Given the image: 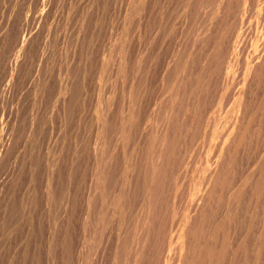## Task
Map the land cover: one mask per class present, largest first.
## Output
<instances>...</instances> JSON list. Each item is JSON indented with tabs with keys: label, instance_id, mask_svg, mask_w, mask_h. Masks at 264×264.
<instances>
[{
	"label": "rangeland",
	"instance_id": "1",
	"mask_svg": "<svg viewBox=\"0 0 264 264\" xmlns=\"http://www.w3.org/2000/svg\"><path fill=\"white\" fill-rule=\"evenodd\" d=\"M263 108L264 0H0V264H264Z\"/></svg>",
	"mask_w": 264,
	"mask_h": 264
},
{
	"label": "bare ground",
	"instance_id": "2",
	"mask_svg": "<svg viewBox=\"0 0 264 264\" xmlns=\"http://www.w3.org/2000/svg\"><path fill=\"white\" fill-rule=\"evenodd\" d=\"M142 3V2H141ZM139 6V5H138ZM181 7V6H180ZM137 13V12H136ZM175 16V15H174ZM211 17V16H210ZM140 21V20H139ZM167 25V24H166ZM150 26V25H149ZM207 31V30H206ZM199 39V38H198ZM80 41V40H79ZM74 42V41H73ZM148 47V46H147ZM191 49V48H190ZM234 51V50H233ZM258 56V55H257ZM109 74V73H108ZM107 77V76H106ZM254 77V76H253ZM224 81V80H223ZM224 85V84H223ZM182 87V86H181ZM133 91V90H132ZM145 92V91H144ZM177 94V93H176ZM219 94V93H218ZM5 95V94H4ZM245 97V96H244ZM191 98V97H190ZM232 101V100H231ZM242 105V104H241ZM133 108V107H132ZM264 109V108H263ZM137 110V109H136ZM118 111V110H117ZM254 111V110H253ZM257 111V110H256ZM117 113V112H116ZM104 115V114H103ZM229 115V114H228ZM111 117V116H110ZM227 117V116H226ZM194 118V117H193ZM248 120V119H247ZM3 125V124H2ZM147 125V124H146ZM215 126V125H214ZM126 128V127H125ZM132 128V127H131ZM243 131V130H242ZM112 132V131H111ZM183 132V131H182ZM209 134V133H208ZM205 135V134H204ZM219 135V134H218ZM108 136V135H107ZM142 136V135H141ZM235 136V135H234ZM248 136V135H247ZM127 139V138H126ZM170 139V138H169ZM37 145V144H36ZM223 145V144H222ZM218 148V147H217ZM129 149V148H128ZM151 157V156H150ZM131 161V160H130ZM135 161V160H134ZM134 163V162H133ZM239 163V162H238ZM139 164V163H138ZM200 164V163H199ZM243 165V164H242ZM16 168V167H15ZM208 168V167H207ZM219 168V167H218ZM218 171V170H217ZM263 171V170H262ZM129 172V171H128ZM239 172V171H238ZM251 172V171H250ZM126 173V172H125ZM54 174V173H53ZM244 176V175H243ZM36 178V177H35ZM203 178V177H202ZM94 179V178H93ZM131 180V179H130ZM134 180V179H133ZM118 181V180H117ZM101 182V181H100ZM198 185V184H197ZM236 185V184H235ZM97 186V185H96ZM224 187V186H223ZM127 189V188H126ZM129 190V189H128ZM175 191V190H174ZM118 192V191H117ZM212 192V191H211ZM129 193V192H128ZM174 193V192H173ZM132 195V194H131ZM200 195V193H199ZM3 196V195H2ZM189 196V195H188ZM89 197V196H88ZM122 198V197H121ZM194 199V198H193ZM1 200V199H0ZM197 200V199H196ZM214 200V199H213ZM39 201V200H38ZM137 201V200H136ZM234 201V200H233ZM191 202V201H190ZM204 203V202H203ZM208 204V202H207ZM164 205V204H163ZM214 206V205H213ZM5 207V206H4ZM217 207V206H216ZM232 210V209H231ZM106 211V210H105ZM252 212V211H251ZM259 212V211H258ZM178 213V212H177ZM126 214V213H125ZM104 215V214H103ZM173 215V214H172ZM176 215V214H175ZM104 217V216H103ZM187 217V216H186ZM190 217V216H189ZM153 219V218H152ZM32 220V219H31ZM117 220V219H116ZM193 220V219H192ZM89 221V220H88ZM251 221V220H250ZM220 225V224H219ZM238 225V224H237ZM85 226V225H84ZM183 227V225H182ZM115 228V227H114ZM170 228V227H169ZM206 228V227H205ZM177 229V228H176ZM195 230V229H194ZM90 231V230H89ZM118 231V230H117ZM170 231V230H169ZM235 234V233H234ZM35 235V234H34ZM210 235V234H209ZM30 236V235H28ZM192 237V236H191ZM47 240V239H46ZM135 240V239H134ZM180 240V239H179ZM202 240V239H200ZM68 241V240H67ZM121 241V240H120ZM216 241V240H215ZM256 241V240H255ZM37 242V241H36ZM151 243V242H150ZM19 245V244H18ZM29 245V244H28ZM48 245V244H47ZM108 245V244H107ZM177 246V245H176ZM182 246V244H181ZM206 246V245H205ZM213 246V245H212ZM258 246V245H257ZM26 247V246H25ZM238 247V246H237ZM259 248V247H258ZM253 249V248H252ZM233 250V249H232ZM162 251V250H161ZM27 252V251H26ZM90 252V251H89ZM171 252V251H170ZM211 253V252H210ZM132 254V253H131ZM84 255V254H83ZM71 256V255H70ZM26 258V257H25ZM244 258V257H243ZM255 259V258H254ZM93 260V259H92ZM227 260V259H226ZM258 260V259H257ZM78 261V260H77ZM189 261V260H188ZM259 261V260H258ZM165 262V261H164ZM228 262V261H227Z\"/></svg>",
	"mask_w": 264,
	"mask_h": 264
}]
</instances>
